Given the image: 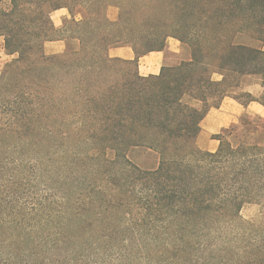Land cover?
Masks as SVG:
<instances>
[{"label": "trees", "instance_id": "1", "mask_svg": "<svg viewBox=\"0 0 264 264\" xmlns=\"http://www.w3.org/2000/svg\"><path fill=\"white\" fill-rule=\"evenodd\" d=\"M1 3L17 56L0 75V215L25 208L31 226L27 259L0 240V264H264V118L241 115L215 151L195 143L223 97L264 106V0ZM167 37L189 60L141 76L138 58ZM57 39L64 52L46 55ZM123 44L133 60L108 55ZM247 204L261 209L246 220Z\"/></svg>", "mask_w": 264, "mask_h": 264}, {"label": "crops", "instance_id": "2", "mask_svg": "<svg viewBox=\"0 0 264 264\" xmlns=\"http://www.w3.org/2000/svg\"><path fill=\"white\" fill-rule=\"evenodd\" d=\"M106 15L109 20L117 21L119 8L109 5L106 9ZM70 17L71 15L66 7H60L50 12L52 23L57 29H60L64 20ZM75 18L79 19L80 15L77 14ZM261 47L264 50V41ZM43 50L46 55L61 54L65 50V42L60 39L46 41ZM108 55L112 58L124 60H133L135 58V52L128 44L110 47ZM189 58V50L183 43L174 37H167L163 50L150 51L138 58L137 70L141 76L157 75L163 66H176L183 61L189 60ZM212 78L219 80L221 75L215 72L212 74ZM245 88L255 96H258L262 89L259 83H253ZM243 114L264 118V106L257 101H252L247 106H244L230 96L223 97L219 107L211 108L200 121V130L195 140L196 145L205 151H215L218 146V140L212 138V136L237 122L238 118Z\"/></svg>", "mask_w": 264, "mask_h": 264}, {"label": "rangeland", "instance_id": "3", "mask_svg": "<svg viewBox=\"0 0 264 264\" xmlns=\"http://www.w3.org/2000/svg\"><path fill=\"white\" fill-rule=\"evenodd\" d=\"M9 1L10 0H2L1 5L3 7H7L9 4ZM16 56H17L16 54L6 53L5 48H4V36L0 35V75L4 71L6 64L9 63L14 58H16ZM194 104L200 110H203L204 106L201 103L195 102ZM155 160H156L155 155L153 157L151 155L148 159L149 162H153ZM20 209H17L16 207L13 208L10 205L5 207L4 212L0 215V219L4 220L5 224L4 226H2V228H5V230L8 233L1 234L2 236H0V240H3V243L7 244L10 249H13V251H15L17 255H22L21 256L22 259L20 260V262H24L27 259L26 251L25 249H23V252H21L22 250L20 251V249L18 248L22 249V245L25 241V236L27 235L28 227L30 228L31 226V222H29L28 220V214L25 208H20ZM260 209H261L260 206L257 204H247L242 208L240 215L243 219H246V220L251 219V218L256 217L259 214ZM15 228L17 229L15 230ZM19 230L21 232L20 237H18L19 234H16L17 231L19 232ZM0 231H1V228H0ZM135 243H137L136 240H135ZM140 254H141L140 252H137L136 256ZM135 262L136 263L141 262V260L136 259Z\"/></svg>", "mask_w": 264, "mask_h": 264}]
</instances>
